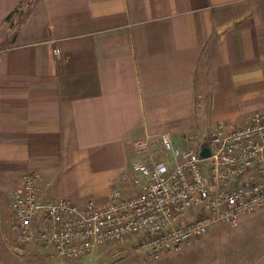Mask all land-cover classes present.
Here are the masks:
<instances>
[{
    "label": "crops",
    "instance_id": "obj_1",
    "mask_svg": "<svg viewBox=\"0 0 264 264\" xmlns=\"http://www.w3.org/2000/svg\"><path fill=\"white\" fill-rule=\"evenodd\" d=\"M22 1L0 0V27ZM1 65L0 264H12L11 193L25 170L43 174L45 199L102 190V205L134 140L152 152L166 133L199 148L216 124L264 107V0H36ZM263 223L255 210L211 224L159 264H264V244L239 237ZM212 234L222 241L207 243Z\"/></svg>",
    "mask_w": 264,
    "mask_h": 264
},
{
    "label": "built area",
    "instance_id": "obj_2",
    "mask_svg": "<svg viewBox=\"0 0 264 264\" xmlns=\"http://www.w3.org/2000/svg\"><path fill=\"white\" fill-rule=\"evenodd\" d=\"M159 146L154 155L146 136L134 140L122 187H111L102 205L45 199L41 174L25 172L10 203L18 245L74 261L101 244L130 241L134 253L158 261L200 239L209 225H235L241 213L264 207V107L246 123L216 124L199 148H175L166 133Z\"/></svg>",
    "mask_w": 264,
    "mask_h": 264
},
{
    "label": "rangeland",
    "instance_id": "obj_3",
    "mask_svg": "<svg viewBox=\"0 0 264 264\" xmlns=\"http://www.w3.org/2000/svg\"><path fill=\"white\" fill-rule=\"evenodd\" d=\"M9 22L4 23L2 27H0V66H2V60L4 59V55L7 49V42L5 41V36L9 35ZM7 35V36H8ZM6 36V37H7ZM199 106L197 108V124L198 126L204 127V119H205V112H206V99H205V92L201 94ZM203 129V128H201ZM206 144V141L204 142V145ZM202 145V146H204ZM152 154L159 155L161 154L160 146H153ZM34 170L42 174L38 169H29ZM25 170L21 176L29 171ZM43 175V174H42ZM102 190H99V193H91L86 198H90L94 201L95 204H97V195L102 194ZM3 207V206H2ZM4 208V207H3ZM2 208V209H3ZM255 210H263L264 207H257L254 208L252 211ZM251 212V211H250ZM3 224L5 222V214L3 218ZM215 224V223H214ZM257 224V223H256ZM256 224L250 225L246 230L244 229V234L239 236L241 237V240L244 243H260L264 244V231H263V225L259 224L256 226ZM231 225V224H229ZM228 225H225L224 227L227 228ZM211 228V225L208 227ZM6 233H9V230H5ZM246 231V234H245ZM13 233V232H12ZM14 235V234H13ZM222 240L219 238V236H214L213 234L209 236V240H207V243L213 244V243H220ZM226 241V239L224 240ZM18 245V244H17ZM35 244H30L25 247L19 246V250L13 251L12 254V264H159L161 260H154L149 255H143V254H137L134 253L132 250L131 242L130 241H122V242H109L106 244H101L99 246H96L95 249H93L89 254L85 255L84 257H81L74 261H65V260H58L56 258L50 257V254L47 250L44 249V247L38 246V247H29ZM17 246V249H18ZM37 246V245H36ZM21 247V250H20ZM167 258V257H165Z\"/></svg>",
    "mask_w": 264,
    "mask_h": 264
},
{
    "label": "trees",
    "instance_id": "obj_4",
    "mask_svg": "<svg viewBox=\"0 0 264 264\" xmlns=\"http://www.w3.org/2000/svg\"><path fill=\"white\" fill-rule=\"evenodd\" d=\"M36 0H23L18 7L12 11L5 19V22H9V35L6 38L7 47L12 43L14 40L17 31L19 30L22 23L28 17L32 7L34 6Z\"/></svg>",
    "mask_w": 264,
    "mask_h": 264
}]
</instances>
